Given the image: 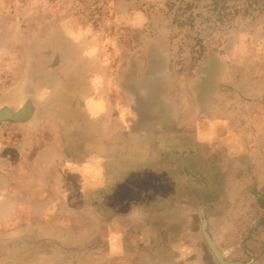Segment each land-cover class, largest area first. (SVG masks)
Returning <instances> with one entry per match:
<instances>
[{
  "label": "rangeland",
  "instance_id": "rangeland-1",
  "mask_svg": "<svg viewBox=\"0 0 264 264\" xmlns=\"http://www.w3.org/2000/svg\"><path fill=\"white\" fill-rule=\"evenodd\" d=\"M86 95L106 105L78 131L90 161L106 152L103 181L85 168L58 187L48 126L68 136ZM25 102L46 152L14 129L0 264H219L199 208L231 245L264 194V0H0V109Z\"/></svg>",
  "mask_w": 264,
  "mask_h": 264
},
{
  "label": "crops",
  "instance_id": "crops-1",
  "mask_svg": "<svg viewBox=\"0 0 264 264\" xmlns=\"http://www.w3.org/2000/svg\"><path fill=\"white\" fill-rule=\"evenodd\" d=\"M80 103H79L80 105H78V108H77L78 118H80V120L78 121L76 119L77 117L75 118L76 120H74V118L72 117V120H71L72 125L70 127L71 131L69 132L68 136L64 134L63 125L60 126L58 124L50 123L48 126L50 129H52V131L55 130V128H58L59 133H60V136H58L55 139L57 144L54 148V151L51 154L49 153L50 155L47 158L48 161L50 160L49 162H51V165L54 167L55 171L58 172V176L60 177V178H56V181H55V185H57L58 187L63 185V181H64L63 176L66 175V172L76 173L80 171L84 175L83 173L84 170L82 169H85V168H88L86 171L89 173L91 170L99 174L100 181L98 183H102L103 181L104 166L106 164L105 159H107V157H105L104 155H107V154L106 152L105 153L102 152V162L101 163L96 161L98 158L92 159V161H90L89 156H92V155L95 156V152H93V154L92 152H90V145L88 143L89 137L87 136L84 137V135L81 137L80 135H78V131H79V128L82 129L85 127L86 130L90 128L91 135L92 133L94 135L96 115H98L99 109H101L102 107H105L106 105L104 102H101L100 99H94V97H90V96L83 98V101H80ZM10 107H11L10 104H6V106L2 107L0 110L4 108L13 110ZM28 119H30V116L22 120L4 119L0 121V134L2 135L0 136L2 139L0 141V148H1V151H0V184H4L6 187L10 186L9 184L10 173L12 171V166H15V165H12L15 163V161L13 158L14 145H12L13 143L11 142V138L14 135L13 133L14 129L15 130L22 129L23 131H26V130L28 131V132L27 131L24 132L25 134H23L22 136L23 143H25L26 141H29V144L27 146L22 147L24 153L27 152V154L30 155V151L34 153L38 151L41 153L46 152V150L44 149V146H42L43 143L41 144L40 140L39 141L33 140V136H29L30 130H35V129H33L30 126L33 120L25 121ZM124 119L123 121L125 122ZM252 120H254V118ZM62 122L67 123L65 121H62ZM16 123L23 125V127L17 126ZM251 125L252 127H254V123H251V120H250L248 127L251 128ZM119 127H122V126H119ZM263 131H264V127H263ZM251 132L249 133V138L255 140L256 132L253 130V128ZM26 133L28 134L26 135ZM31 133H35V132H31ZM42 140L47 141L46 139H42ZM80 140H81V143H80ZM31 143L36 144L33 147L38 148V149L32 150ZM79 145L81 146V149H79ZM98 152L100 153V151ZM253 154H254V150H253ZM263 164L264 163H262V166L259 169L256 166L254 168L260 171H264ZM84 177L85 179L86 177L91 178L89 174L87 173H85ZM24 178L28 179L26 176ZM253 187H257L258 189L264 192V189H263L264 188V178L263 177L258 178L257 182H255ZM254 192H255L254 193L255 195H252V196L254 197L257 205H259L261 208L255 209V212H254L255 215L253 219H251L250 221L251 224L247 227V229L246 227H243L241 231H239L238 230L239 228H236L234 231H232L233 233L231 232L233 238L236 237V239L238 240L237 241L238 243H234L231 245L230 244L224 245V243H226L227 240H224V239L219 240L220 242L219 243L217 239H215L214 237H211L215 245L217 246V248L220 250L224 259L227 261H230L231 264H264V227H263L264 226V207H263L264 206V194H261L258 191H254ZM6 195L0 194V205L3 201H5ZM65 196L66 198H68L67 194H65ZM9 200L10 199L7 197V201ZM214 200L216 201V197H214L213 201ZM200 209L202 208L200 207L199 211ZM253 209L254 207H252V210ZM202 210L204 211V209ZM259 215H261L260 218H259ZM241 223L242 222H240V225ZM250 226L251 228H249ZM248 228L250 231L246 233ZM231 230H233L232 226H231ZM260 231L263 232L261 235H260ZM189 233H190V228L188 226V228L186 229V232L185 230H183L182 236L183 238H185V234H186L187 235L186 239L188 240V244L186 246L184 244L183 250H186V251L188 250L190 252L192 247L190 243ZM195 250L197 251L200 250L203 252L205 251V249L203 248L199 249L197 247L195 248ZM187 259H188L187 264H190V263L203 264L204 260L209 259V258H207L205 254H202V255L198 254V255H194L193 258H191V255H188Z\"/></svg>",
  "mask_w": 264,
  "mask_h": 264
},
{
  "label": "water",
  "instance_id": "water-1",
  "mask_svg": "<svg viewBox=\"0 0 264 264\" xmlns=\"http://www.w3.org/2000/svg\"><path fill=\"white\" fill-rule=\"evenodd\" d=\"M32 113H33V105L30 104L29 102H25L17 110H9L8 108H4L0 110V121L4 119L22 120L31 116ZM200 214H201V232L214 257L217 259L219 264H231L230 261L224 259L220 250L217 248L213 239L209 235L207 231V220L202 209H200Z\"/></svg>",
  "mask_w": 264,
  "mask_h": 264
}]
</instances>
